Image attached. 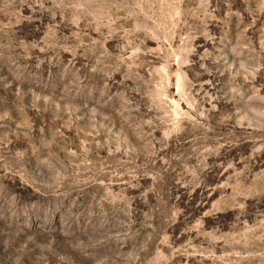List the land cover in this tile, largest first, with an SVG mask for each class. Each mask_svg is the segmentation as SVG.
<instances>
[{
  "label": "rangeland",
  "instance_id": "374dc122",
  "mask_svg": "<svg viewBox=\"0 0 264 264\" xmlns=\"http://www.w3.org/2000/svg\"><path fill=\"white\" fill-rule=\"evenodd\" d=\"M0 264H264V0H0Z\"/></svg>",
  "mask_w": 264,
  "mask_h": 264
}]
</instances>
